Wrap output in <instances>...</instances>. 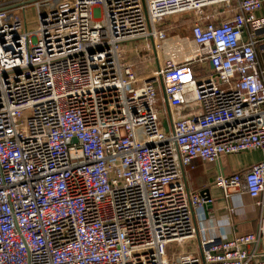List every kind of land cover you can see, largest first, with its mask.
<instances>
[{"label":"built area","instance_id":"obj_1","mask_svg":"<svg viewBox=\"0 0 264 264\" xmlns=\"http://www.w3.org/2000/svg\"><path fill=\"white\" fill-rule=\"evenodd\" d=\"M263 5L0 0V264H264L249 250L264 214L256 234L167 257L199 238L194 213L212 204L185 170L264 153ZM179 15L194 16L195 57L146 74L124 61V45L156 46ZM216 185L264 209V160Z\"/></svg>","mask_w":264,"mask_h":264},{"label":"crops","instance_id":"obj_2","mask_svg":"<svg viewBox=\"0 0 264 264\" xmlns=\"http://www.w3.org/2000/svg\"><path fill=\"white\" fill-rule=\"evenodd\" d=\"M207 13L209 15L216 14L217 21H222L225 17H231V12H226L223 7L209 9ZM193 18L192 15H180L160 23L158 27L166 32V38L157 42L156 46L151 42L150 45H147L146 41L124 45V61L133 64L139 74H146L148 60H151L154 65L153 70H155L158 67L159 59L162 61L167 57H171L178 63L192 59L198 54V47L194 44L191 34ZM179 19H184L189 23V32L184 33L178 29ZM258 51L264 61L263 45L258 47ZM153 70L151 69L149 72ZM166 109L168 112H175L170 106ZM179 113L186 116L188 111L183 109ZM163 122L165 123L164 120ZM263 160L264 153L262 151H250L239 155L222 156L217 163L213 164L198 160L194 163L193 169L185 170L189 189L199 193L208 191L212 199V205L194 213V220L200 229V236L193 241L185 242L182 248L183 251L199 252L201 236H221L224 239H232L237 235L257 233L264 209L257 206L253 199L243 193H232L229 197H224L223 192L216 185V178L219 174L231 176L235 173H242L253 164ZM249 250L253 255L263 253L264 239L259 238L250 246Z\"/></svg>","mask_w":264,"mask_h":264},{"label":"rangeland","instance_id":"obj_3","mask_svg":"<svg viewBox=\"0 0 264 264\" xmlns=\"http://www.w3.org/2000/svg\"><path fill=\"white\" fill-rule=\"evenodd\" d=\"M31 16H32V12L30 10V12L27 14V17L29 18V22H31L30 21L32 19ZM31 23H32V26L35 27L36 24L34 22H31ZM177 27H178L179 30H181L184 33L185 32H189L188 31L189 23L186 20H184V19H179V23H178ZM124 52H125V50H122L123 54H124ZM147 63H148V70L146 71V73L149 72V70H151V69L153 70V68H154V65L151 62V60H148ZM183 244L182 243H172V244H170L169 247H168L167 257L171 258L174 254L180 253V252L181 253H191L192 251H183L182 250V248L184 246Z\"/></svg>","mask_w":264,"mask_h":264},{"label":"water","instance_id":"obj_4","mask_svg":"<svg viewBox=\"0 0 264 264\" xmlns=\"http://www.w3.org/2000/svg\"><path fill=\"white\" fill-rule=\"evenodd\" d=\"M201 196H202V197H206L207 199L210 198V194H208V191H203V192L201 193ZM210 205H212V204L206 205L204 208H206V207H208V206H210Z\"/></svg>","mask_w":264,"mask_h":264}]
</instances>
